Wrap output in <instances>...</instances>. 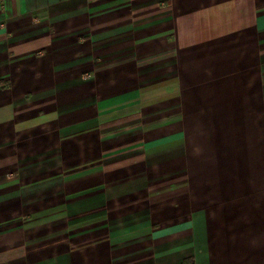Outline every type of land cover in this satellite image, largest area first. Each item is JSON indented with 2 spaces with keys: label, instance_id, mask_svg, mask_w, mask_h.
I'll use <instances>...</instances> for the list:
<instances>
[{
  "label": "crops",
  "instance_id": "crops-1",
  "mask_svg": "<svg viewBox=\"0 0 264 264\" xmlns=\"http://www.w3.org/2000/svg\"><path fill=\"white\" fill-rule=\"evenodd\" d=\"M0 264H264V0H0Z\"/></svg>",
  "mask_w": 264,
  "mask_h": 264
},
{
  "label": "rangeland",
  "instance_id": "rangeland-1",
  "mask_svg": "<svg viewBox=\"0 0 264 264\" xmlns=\"http://www.w3.org/2000/svg\"><path fill=\"white\" fill-rule=\"evenodd\" d=\"M94 174H95V172H94ZM62 222V220H47V221H43V222H41V223H39V224H35V225H31V226H29V232L30 233H34L35 231H45V230H49V229H51L52 228V225H54V222L55 223H58V222ZM76 221H78L77 223V225L75 226V228H80L83 224H84V222H83V218L82 219H78V220H76ZM63 238H61V240H62Z\"/></svg>",
  "mask_w": 264,
  "mask_h": 264
}]
</instances>
